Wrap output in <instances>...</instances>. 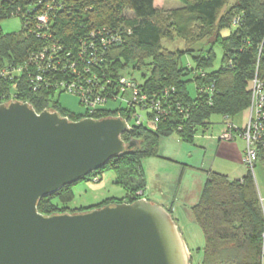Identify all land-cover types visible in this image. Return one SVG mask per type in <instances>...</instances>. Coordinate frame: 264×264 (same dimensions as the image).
<instances>
[{"label":"trees","instance_id":"trees-1","mask_svg":"<svg viewBox=\"0 0 264 264\" xmlns=\"http://www.w3.org/2000/svg\"><path fill=\"white\" fill-rule=\"evenodd\" d=\"M57 1L66 6L56 11L51 25L61 42L69 45L76 36L96 27L128 28L130 33H125L122 43L108 54L114 76L137 73L146 92L165 87L173 90L166 102L170 113L155 127L131 124V130L121 135L125 142L135 141L131 152L110 159L87 175L98 180L101 172L113 170L116 183L125 190L123 197L107 198L87 208H71L72 185L77 181L39 199L37 210L44 215L132 202L130 195L146 188L140 162L157 154L161 137L177 133L181 140L192 142L198 131L204 133L209 128L212 115L233 117L244 112L250 98L249 80L256 71L264 79V0H179L181 6L172 9L166 20L154 0ZM38 2L0 0V21L13 16L17 6L24 12ZM124 8L131 11V17L122 16ZM234 18H238L237 24H233ZM174 38L184 41L185 47L169 49L163 45L164 40ZM200 42L202 47L193 53L191 46ZM38 44L37 39L19 31H0V68L22 62ZM214 47L221 50L217 68ZM184 56H189L192 63L184 64ZM189 85L194 88L193 94ZM1 94L5 101L0 103L20 100L29 102L37 112L49 108L70 120L83 117L62 110L46 92L32 91L21 77H0ZM114 115L104 110L96 118ZM119 116L129 119L126 112ZM257 159L264 161V144L257 148ZM252 170L247 168L239 179L209 172L198 200L190 208L204 237L199 264H262L264 214Z\"/></svg>","mask_w":264,"mask_h":264},{"label":"water","instance_id":"water-1","mask_svg":"<svg viewBox=\"0 0 264 264\" xmlns=\"http://www.w3.org/2000/svg\"><path fill=\"white\" fill-rule=\"evenodd\" d=\"M120 116L70 120L29 102L0 103V264H191L172 213L144 197L44 215L40 198L73 184L135 141Z\"/></svg>","mask_w":264,"mask_h":264},{"label":"built area","instance_id":"built-area-1","mask_svg":"<svg viewBox=\"0 0 264 264\" xmlns=\"http://www.w3.org/2000/svg\"><path fill=\"white\" fill-rule=\"evenodd\" d=\"M63 7L66 6L62 1L39 0L29 11L22 12L20 6L15 8L12 15L20 19L19 32L34 37L39 44L27 52L22 62H11L0 68V77L24 78L32 91L41 90L50 98L61 93L75 95L83 108V117L96 118L104 110L113 111L114 116L126 112L129 119H124L129 126L155 127L160 118L170 113L166 102L173 89L165 87L146 92L142 88L143 80L135 73L115 77L110 67V49L122 43L130 30L96 27L76 36L69 45L64 44L51 26L56 11ZM237 22L238 18H234L233 24ZM248 88L250 98L242 127L223 115L222 129L216 138L230 142L236 136L241 137L245 143L241 161L246 168L253 169L257 148L264 144V79L257 71L249 80ZM0 101H5L3 94ZM177 109L183 111L180 106ZM204 137L209 138L211 134ZM143 193L144 190H137L130 198H142Z\"/></svg>","mask_w":264,"mask_h":264},{"label":"rangeland","instance_id":"rangeland-1","mask_svg":"<svg viewBox=\"0 0 264 264\" xmlns=\"http://www.w3.org/2000/svg\"><path fill=\"white\" fill-rule=\"evenodd\" d=\"M163 5L162 17L167 19L170 11L176 6H180L179 0H154V5ZM157 6V7H158ZM132 13L124 8L123 17L129 18ZM21 29L20 19L16 16H10L0 21V31L3 34L16 33ZM224 35L227 33L222 32ZM163 45L169 49L183 48L185 43L178 38L171 41H163ZM202 47V42L191 46L193 53ZM215 61L214 68L219 67L221 50L214 47ZM184 64L191 62L189 56L182 58ZM138 76V74L136 73ZM140 78V76H138ZM54 99L58 101L59 107L73 115H83L84 111L75 95L61 93L55 94ZM234 125L242 127L245 120V114L240 113L230 117ZM210 126L204 133L198 131L192 142L183 141L177 133L159 139L158 152L156 155L145 157L141 160L143 178L146 181V188L142 197L154 202L165 203L172 206V215L183 236V239L190 251L191 264H199L202 256L201 249L204 246V237L201 229L196 224L191 214V206L198 200L202 190V181L205 178L204 169H219L225 164L231 169V177L243 174L246 167L241 163H225L216 156L215 146L212 141L206 139L202 134H211L217 136L223 117L212 115ZM215 140V139H212ZM211 168V169H212ZM221 171V170H220ZM252 176L259 194L260 203L264 214V161L257 159L252 170ZM116 175L113 170H104L99 174V179L94 180L92 176H86L72 185L74 199L69 204L71 208H87L96 206L107 198H119L125 193L124 188L116 183ZM121 198V197H120ZM168 202V203H167ZM264 216V215H263ZM264 219V217H263ZM262 264H264V224L262 234Z\"/></svg>","mask_w":264,"mask_h":264},{"label":"crops","instance_id":"crops-1","mask_svg":"<svg viewBox=\"0 0 264 264\" xmlns=\"http://www.w3.org/2000/svg\"><path fill=\"white\" fill-rule=\"evenodd\" d=\"M157 6L158 5L156 4V7ZM176 7H179V6H176ZM157 8H163V5H160ZM172 8H175V7H172ZM190 63H192V61ZM193 89H194L193 86H190L189 85L190 94H193ZM242 113L245 114V111L242 112ZM220 116L223 117V115H220ZM228 117L230 118V116H228ZM221 129H222V124H221L220 130ZM220 130H219V132H220ZM202 136H205V135L202 134ZM206 139H210L209 141H212L210 143H212V146H215L216 156L219 157V158H221L222 161H224L225 163H227V162L228 163H237V164H240L241 163L243 165V163L241 161V156H242L243 149L245 147V143H244V140L241 137L236 136L235 139L232 140V141H230V142L218 140L216 138V136H214V135L213 136L211 135V137L206 138ZM212 139H215V140H212ZM225 165L223 167L219 168V169H214V168H212V166H210V168H208V169H204L203 168V171L205 172V178L202 181V186H203L205 180L207 179V176H208L209 172H217V173L224 174V175L228 176L229 179H239L243 175H245V173H246V171H245L243 174H241L239 176L231 177L229 175V173L227 172V170L230 172L231 169L229 167H226ZM246 170H247V168H246ZM230 174H231V172H230ZM145 184H146V181H145ZM124 195H125V193L123 192L122 196H120V197H123ZM159 204L162 205V206H164L165 208L171 210V213H172V206L171 205H168V204L165 205V203H159Z\"/></svg>","mask_w":264,"mask_h":264}]
</instances>
